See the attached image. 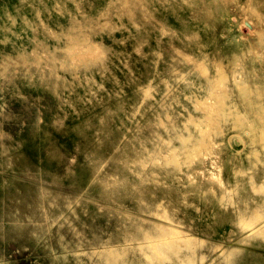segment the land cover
Instances as JSON below:
<instances>
[{"label": "rangeland", "instance_id": "1", "mask_svg": "<svg viewBox=\"0 0 264 264\" xmlns=\"http://www.w3.org/2000/svg\"><path fill=\"white\" fill-rule=\"evenodd\" d=\"M6 181L71 189L70 223L19 235ZM253 214L264 220V0H0V264H124L73 244L125 236L148 241L149 264H251L253 250L263 264Z\"/></svg>", "mask_w": 264, "mask_h": 264}, {"label": "bare ground", "instance_id": "2", "mask_svg": "<svg viewBox=\"0 0 264 264\" xmlns=\"http://www.w3.org/2000/svg\"><path fill=\"white\" fill-rule=\"evenodd\" d=\"M211 2H212V0H211ZM107 105H108V103H107ZM97 116L98 115H96V117ZM90 117L91 116H89V118ZM106 117H111V116H106ZM116 119H118V118H116ZM107 124H109V123H107ZM101 128H104V127H101ZM107 133H109V132H107ZM100 135H102V134H100ZM123 142H126V141L124 140ZM94 154H96V153H94ZM105 159H106V156H105ZM3 164L6 167H8V166L11 167V166H13L15 164V161L14 160H9V159L8 160L4 159ZM116 168H118V167H116ZM119 169H120V167H119ZM122 175H125V174H122ZM100 179L101 178H99L98 180H100ZM135 183H137V182H135ZM4 185L6 187V195H5L6 197H5V200H4L5 201L4 202L5 205H7L6 200H10V201L14 202L12 205H9L10 206L9 209H4V211H5V214L10 218L12 225L17 230L19 235L30 237V238H33L35 240H45L46 238L49 237V235L52 234V226H53L54 223L62 224V223H64V220H67L70 223V218L69 217H70V215L73 212V206L71 204V202H72V200H71L72 199V197H71V189H69L68 191H64L63 189H55V190H51L49 192L47 191L49 189H42V190H37V192L33 193L30 187H25L24 191L21 192L20 188L13 181L11 183L6 181ZM70 187H71V185H70ZM149 187H151V186H149ZM145 189H147V188H145ZM151 190H152V188H151ZM122 195H123V193H122ZM156 195L158 196L157 193H156ZM117 200H118V198H117ZM247 219L248 220L246 222V226L249 228V232H250L251 236L264 233V228H263L264 220H262L260 223L256 224V222H253V220L255 219L254 214L253 215H249L247 217ZM71 226H72V224H70V228H71ZM1 229H3V227ZM3 236H5L4 233H3ZM191 237H192L191 234H187L186 239H191ZM147 242L148 241L142 240V238H139L137 236H132V237L125 236L124 239L121 240V241H118V240L111 241V240H108V239L104 240V239H98L96 237H93L91 239H87L86 241L85 240H82V241L81 240H76V241H74L73 246L76 245V247H78V246H83V245H90V249L93 252H97V253L98 252L99 253L100 252H105V251L112 252V253L116 252V254H118L117 257L119 259H122L124 261V264H141V262H139L138 256H134L133 255L132 258L130 257V255L127 256L128 250L129 251L138 250L140 252H143V255H144L145 259L148 261V262H146V264H149V263H153V258L149 255V252L144 248V245L147 244ZM60 244H65V242L64 243L60 242ZM149 244L156 245L158 243L156 241H152ZM63 246L65 247V249H67V245H63ZM73 246H72V249H73ZM235 247L236 246H233V245H231L229 247H225L224 249L221 250V255L225 256V255L231 253L235 249ZM73 250H74L73 252L75 253V252H77L76 250H78V249L74 248ZM120 250H121V252H120ZM68 251H70V250L68 249ZM158 251H159V249H158ZM159 253L161 254V251H159ZM216 254L217 253H215V256H217ZM124 256H125V258H124ZM251 256H252L251 257V264H257L259 258L256 255V252L254 250L252 251ZM61 258L63 260H65L67 258V256H62ZM201 258H202L201 261H203L205 259V255H203ZM209 260L210 259L205 260V262H203V264H214L213 261L215 259H212L210 261ZM107 264H111L109 258H107ZM194 264H198V263H194ZM263 264H264V258H263Z\"/></svg>", "mask_w": 264, "mask_h": 264}]
</instances>
